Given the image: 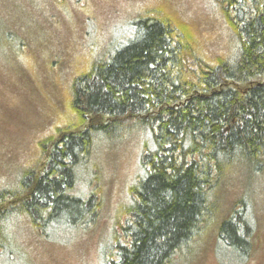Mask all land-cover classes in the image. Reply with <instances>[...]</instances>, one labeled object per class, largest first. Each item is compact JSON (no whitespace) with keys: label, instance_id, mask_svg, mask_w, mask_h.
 <instances>
[{"label":"trees","instance_id":"1","mask_svg":"<svg viewBox=\"0 0 264 264\" xmlns=\"http://www.w3.org/2000/svg\"><path fill=\"white\" fill-rule=\"evenodd\" d=\"M213 1L230 35L227 47L197 50L185 19L156 6L134 15L121 36L90 51L87 69L68 76L63 112L71 113L37 139L13 184L0 186V253L10 256L17 245L7 231L14 217L39 234L90 223L100 204L94 190L75 192L78 175L94 167L97 144L135 129L148 142L106 264H165L212 230L237 256L249 248L247 198L223 208L229 184L264 176V0ZM67 24L57 43L37 47L47 81L62 74L64 62L83 63L67 57L73 49L63 54L52 46H71ZM4 35L7 42L19 36L24 58L32 54L28 35L13 25ZM48 102L55 111L54 97Z\"/></svg>","mask_w":264,"mask_h":264},{"label":"rangeland","instance_id":"2","mask_svg":"<svg viewBox=\"0 0 264 264\" xmlns=\"http://www.w3.org/2000/svg\"><path fill=\"white\" fill-rule=\"evenodd\" d=\"M156 6L159 13L185 19L197 50L227 47L230 35L213 0H0V186L13 184L15 172L31 159L37 139L62 125L71 113L63 112L70 97L68 76L87 69L93 59L90 51L121 36L134 15ZM65 22L71 46H52L63 54L67 48L73 49L76 55L67 53V57L83 63L64 67V62L62 74L47 81L39 63L42 51L37 53V47L52 38L57 43ZM12 25L35 41L30 56L24 58L17 46L19 36L6 41L4 32ZM52 27L53 36L48 33ZM51 97L57 102L55 111L46 104ZM142 132L135 129L120 140L100 142L93 154L94 167L86 165L79 173L75 192L86 196L94 190V200L100 204L90 223L39 234L25 217H14L7 231L13 233L17 245L10 256L0 253V264H106L117 242L113 236L127 216L141 146L148 142V135ZM242 197L248 200V210L242 215L249 223V248L242 255L225 248L212 230L165 264H264V176L249 175L229 184L223 210L237 206Z\"/></svg>","mask_w":264,"mask_h":264}]
</instances>
